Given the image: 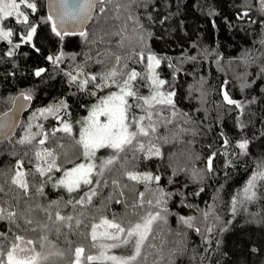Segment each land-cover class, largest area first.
I'll list each match as a JSON object with an SVG mask.
<instances>
[{
  "label": "trees",
  "instance_id": "1",
  "mask_svg": "<svg viewBox=\"0 0 264 264\" xmlns=\"http://www.w3.org/2000/svg\"><path fill=\"white\" fill-rule=\"evenodd\" d=\"M31 2L37 4L36 12L25 5L20 10L37 25L33 41L21 43L11 57L7 56L11 45L0 41V115L19 93L33 99L16 135L0 142V187L4 189L0 207L5 215L17 214L14 223L0 219V232L7 237L6 241L0 237L5 254L19 235L33 240L38 251L48 252L45 264H75L74 251L81 246L85 249L82 264H110L86 260L87 255L101 251L93 247L91 224L107 217L128 227L149 212H160L164 220L154 223L136 264H264V180L258 175L264 172V11L260 0H107L105 12L100 13L98 5L87 25V39L79 34L56 36L51 23L45 22L46 0ZM2 26L12 29L13 43L21 42L24 28L14 17L4 18ZM61 52L59 63L47 59ZM140 52L145 53L142 61ZM149 52L161 58L156 74L166 81L160 91L175 93L171 105L154 104L149 109L139 99L155 91L147 68ZM113 67L125 74L117 76V81L133 69L140 73L133 81L137 95L129 97L133 114L139 117L151 111L156 130L138 140L146 149L149 143L155 144L162 156L147 158L146 152H136L133 160L129 150L121 154L112 172L106 171L103 178L94 176L92 185L70 193L55 180L84 158L76 143L78 133L60 129L63 122L73 124L88 115L103 95L117 88L96 86ZM40 68L45 71L35 75ZM69 73L77 79L73 81ZM84 79L89 83L81 87ZM225 91L240 102L242 111L224 101ZM29 132L47 133L48 138L43 145L39 143L43 135L21 144ZM245 139L249 143L242 150L238 145ZM44 148L54 151L59 170L40 175L37 163L47 164L38 161L35 153ZM111 155L108 150L95 163ZM20 161L23 166L18 169ZM17 170L27 173V193L11 183ZM125 171L150 172L160 179L131 181ZM253 176L257 177L256 196L248 199L244 190ZM97 179L106 183L98 185ZM114 179L119 183L114 185ZM41 188L42 192L37 191ZM91 189L97 192L91 204H77ZM157 200L164 203L157 205ZM57 211L73 216V221L57 220ZM25 218L33 223L25 224ZM76 219L83 223L77 226ZM45 235L46 247H41L40 238Z\"/></svg>",
  "mask_w": 264,
  "mask_h": 264
},
{
  "label": "snow or ice",
  "instance_id": "2",
  "mask_svg": "<svg viewBox=\"0 0 264 264\" xmlns=\"http://www.w3.org/2000/svg\"><path fill=\"white\" fill-rule=\"evenodd\" d=\"M107 0H50L49 4V14L45 22L51 23L52 31L56 36L63 38L66 35H77L87 39L88 33L84 29V26L89 20L93 18L94 12L99 7V12L104 13L105 8L103 5ZM262 5V11H264V0H260ZM21 5H25L27 9L31 12L37 11V4L31 2V0H0V41L6 40L11 45V50L7 52V56L11 57L14 55V50L21 47V43L29 44L33 41V38L37 34V25L32 23L29 19V15L26 12L21 11ZM245 12L243 15H247ZM14 17L16 22L23 26V33L19 34L21 37L20 43H13L12 37L14 35L11 28L5 30L2 26V21L4 18ZM140 40L144 39L143 34L140 35ZM123 43V41L121 42ZM35 48V44H32ZM39 52L40 49L36 48ZM64 56L61 52L59 55L53 57L48 56L47 59L52 61L54 64L59 63V61ZM139 60L145 58V53H138ZM116 65L120 64L121 57H115ZM149 70V78L151 85L154 86L155 91L151 97H140L139 99L143 101V105H147L150 109L154 104L160 105H171L173 104L172 97L175 95L174 92H168L167 94L160 91V87L166 83V81L159 79L155 72V69L160 65L161 58L149 52L147 54ZM126 68L127 65L125 64ZM45 69L40 68L36 70L35 75L39 76ZM68 75L71 76L69 73ZM79 75V72L78 74ZM125 75L123 72H119L117 67H113L109 72L101 75V83L96 85L99 88L111 87V85H116L118 92H111L107 97L100 100L99 104L93 105L89 116L86 118V122L83 123L81 130L79 132V139L76 141L78 145L82 148V155L86 162L75 164L72 168L64 170L63 177L57 181V186H63L68 192H73L81 188L82 185H92L94 183L93 177L103 178L105 172H112L114 166L117 165L122 159L121 154L127 153L131 150L133 155V160H135V153L141 152L147 153V158L151 156H162V153L158 146L149 143L147 149L145 144L138 140V137H148L150 133L155 132L156 125L152 121V112L147 111L146 115L135 116L130 115V109L133 105L128 103L129 97H136L137 93L133 90V81L136 80L140 73L136 72L134 69L127 73L126 78L122 81H117V76ZM71 79L75 81L77 76H71ZM92 81L97 80L96 76H91ZM89 83L88 79H84L80 82L81 87H86ZM26 99H31L30 96H26ZM223 99L230 105H236L241 108L240 102L233 100L228 92L223 93ZM141 104H136V107H143ZM61 107H66V105H61ZM45 111L53 112L55 109H47ZM101 117H105L104 121H101ZM147 123L145 124V121ZM7 127L6 124H0V130ZM42 128V126H39ZM135 129V130H133ZM62 130L65 133L72 132V125L63 122ZM57 130H54V132ZM37 135H43L44 139H41L39 143L43 145L45 140L48 138L47 133H26L25 137L20 141L21 144H30L32 140ZM248 141L242 140L239 143V148L246 150L248 146ZM227 144V140H225ZM62 147V146H61ZM111 149L112 155L103 158L101 163L97 165L96 152L101 149ZM38 161H44L47 167H42L38 162L36 165L37 171L40 175H47L51 173L53 169L59 170V166L56 163V155L54 151H50L44 148L35 153ZM215 154H213L214 156ZM50 158V160H49ZM212 157L209 158L208 167L211 170ZM23 161L18 162L17 168H22ZM124 175L131 181L148 183L155 179L159 181V176H153L150 172L139 173L136 171H125ZM261 180H264V172L258 173ZM27 173L24 171L17 170L15 175L11 179L13 185L18 186L19 189L23 190L25 193L29 190V184L26 179ZM256 176H253L252 180L248 182V187L245 188V196L248 199L255 198L256 192L254 191ZM96 184L106 183L102 179H97ZM112 183L118 184L119 181L114 179ZM4 189L0 187V192ZM37 191L42 192L41 189ZM97 195L95 189H91L86 192L83 197H81L77 204L88 205L91 204L94 196ZM143 193H140V203L143 204ZM163 195V193H162ZM118 203L120 201H117ZM72 203V201H68ZM148 204H152V201H147ZM157 205L164 203L163 200H157ZM235 211V209H233ZM166 211V210H165ZM83 215V213H81ZM17 214L15 212H9L5 215V210L0 207V219H8L10 222L16 221ZM51 218V215L49 216ZM56 219L59 221H73V216H62L59 211L56 212ZM94 219V217H93ZM164 220V216L160 212H149L146 216L142 217L141 222L131 224L128 227L123 226L121 223L116 222L115 218L109 220L107 217H101L100 222L91 224V241L93 242V247H99L102 251L98 255H87L86 260L92 261H111L112 264H136L138 258L141 256L142 248L145 242L149 239L150 234L153 232V225L157 221ZM25 224L31 225L33 222L30 219L24 220ZM184 223H191L189 220H183ZM75 223L77 226L83 223L82 220L76 219ZM71 227V223L68 225ZM47 227L46 225L44 226ZM103 228L104 230L98 232V229ZM111 229V231H110ZM35 231V228L32 229ZM197 231H199L197 229ZM0 237L7 240L6 234L0 232ZM47 240V236H42L40 238L41 247L43 243ZM98 240L112 241V243H100L97 244ZM22 242L27 245H32L31 249L23 248L20 246ZM120 247H126L130 249V254L128 255H108L107 251L109 249H115ZM4 243H0V264H45L48 257L42 255L41 252L35 250V242L33 240H25L23 236H15L10 244L6 254L4 251ZM31 251V255H21V253H26ZM85 253L84 247H76L74 251L75 264H82V257ZM62 256L63 252L56 253ZM6 255V259H5Z\"/></svg>",
  "mask_w": 264,
  "mask_h": 264
},
{
  "label": "water",
  "instance_id": "3",
  "mask_svg": "<svg viewBox=\"0 0 264 264\" xmlns=\"http://www.w3.org/2000/svg\"><path fill=\"white\" fill-rule=\"evenodd\" d=\"M49 4L50 0H46V10L48 14L50 11ZM92 19L87 22V24L84 26V29L82 30H86L87 25L92 21ZM26 96L27 95L24 93L17 94L11 107L0 115V124L7 125V127L3 128V130H0V142L13 138L18 132L23 116L27 111H29L33 104L32 97L31 99H26Z\"/></svg>",
  "mask_w": 264,
  "mask_h": 264
},
{
  "label": "rangeland",
  "instance_id": "4",
  "mask_svg": "<svg viewBox=\"0 0 264 264\" xmlns=\"http://www.w3.org/2000/svg\"><path fill=\"white\" fill-rule=\"evenodd\" d=\"M18 2H19V0H18ZM155 72H156V69H155ZM111 92H118V88H116V89H114V90H111L110 92H108V93H106L105 95H103L98 101H97V103L96 104H99V102H100V100L101 99H103V98H105V97H107ZM146 95V93H144L143 94V97H149V96H145ZM152 95H153V92H152ZM128 103L129 104H131L130 103V98H128ZM89 114H90V112H89ZM89 114L88 115H86V116H83V117H81L80 119H78L77 121H75L73 124L71 123V125H72V130H75L77 133H78V135H79V132H80V130H81V127H82V125H83V123L84 122H86V118L89 116ZM130 115H134L133 114V110H132V108L130 109ZM105 120V117H101V121H104ZM133 130H135V129H133ZM103 150H106L105 152L103 151ZM108 150H111V149H105V148H101V149H99L97 152H96V162H98L99 163V159L98 158H101V156L103 155V154H105ZM83 162H86L84 159L80 162V163H83ZM63 177V176H62ZM62 177H59V178H57L56 180H55V183H57V181L60 179V178H62ZM82 186H84V185H82ZM82 186H81V188H82ZM80 188V189H81ZM79 190V189H78ZM75 192V191H74ZM104 229L103 228H100V232L101 231H103ZM110 231H111V229H110ZM26 240V239H25ZM18 243H20V246L21 247H23V248H28V249H31L33 246L32 245H27V244H25V243H22V242H18ZM100 243H112V241H109V242H107L106 240H100ZM46 244V242H44L43 243V246ZM44 247H46V245L44 246ZM35 250L36 251H38L36 248H35ZM101 251H102V249H101ZM38 252H40V251H38ZM42 253V255H45V253L44 252H41ZM47 254L45 255V256H48V252H46ZM32 253H31V251H29V252H26V253H21V255H31ZM107 254L108 255H128V254H130V249L129 248H126V247H120V248H115V249H109L108 251H107ZM96 262H100V261H96ZM110 264H112V262L111 261H108Z\"/></svg>",
  "mask_w": 264,
  "mask_h": 264
}]
</instances>
